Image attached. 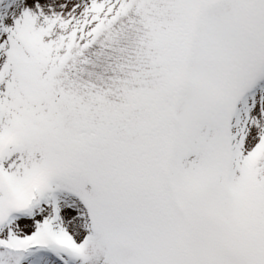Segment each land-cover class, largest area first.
I'll list each match as a JSON object with an SVG mask.
<instances>
[{
  "label": "snow or ice",
  "instance_id": "1",
  "mask_svg": "<svg viewBox=\"0 0 264 264\" xmlns=\"http://www.w3.org/2000/svg\"><path fill=\"white\" fill-rule=\"evenodd\" d=\"M0 264H264V0H0Z\"/></svg>",
  "mask_w": 264,
  "mask_h": 264
}]
</instances>
